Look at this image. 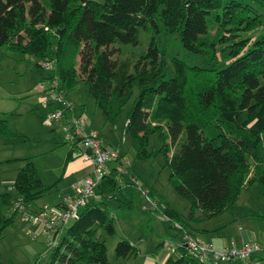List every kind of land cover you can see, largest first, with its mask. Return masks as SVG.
Wrapping results in <instances>:
<instances>
[{
    "label": "trees",
    "instance_id": "1",
    "mask_svg": "<svg viewBox=\"0 0 264 264\" xmlns=\"http://www.w3.org/2000/svg\"><path fill=\"white\" fill-rule=\"evenodd\" d=\"M211 18L232 57L226 68L188 67L175 59L176 75L165 80L156 41L134 63L116 59L120 47L138 45L142 30L152 29L176 34L185 50L215 60L216 42L207 37ZM261 24V15L246 0H0V47L30 56L39 69L46 71L45 64H50L52 75L42 84L57 82L69 102L68 89L80 79L107 120L115 123L138 88L127 117L132 147L139 159H147L149 136H159V153L171 168L176 192L191 203L190 216L197 221L195 210L202 211V218L222 214L254 186L264 200V34L252 35ZM73 56L79 57L77 68L70 64ZM52 90L53 85L48 95ZM72 105L64 112L68 123ZM45 108L48 113L63 106L50 102ZM183 135L187 141L179 146ZM13 136L0 114V137ZM71 147L68 159L75 150ZM122 159L120 155L115 163ZM12 188L15 195L0 194V240L18 213L12 210L18 200L31 206L51 190L31 161L19 170ZM120 189L116 172L103 178L95 190L100 199L82 209L60 244L49 245L50 264H110L100 232H116L106 199H115ZM143 190L157 210L195 236L169 203ZM118 203L119 208L133 207L132 202ZM3 205L13 218L6 217ZM177 251L183 257L173 256L167 264H198L186 257L184 246ZM136 252L126 240L116 247L119 259L128 260ZM252 259L263 263L264 254Z\"/></svg>",
    "mask_w": 264,
    "mask_h": 264
},
{
    "label": "rangeland",
    "instance_id": "2",
    "mask_svg": "<svg viewBox=\"0 0 264 264\" xmlns=\"http://www.w3.org/2000/svg\"><path fill=\"white\" fill-rule=\"evenodd\" d=\"M246 2L262 17L261 26L252 34L259 38L264 34V0ZM211 20L212 18L209 21L207 37L216 42L215 60L210 55L185 50L176 34H158L152 29L142 30L138 45L120 47L116 59L134 63L156 41L161 50L159 61L165 62V80L176 75L173 64L175 59L184 62L188 67L226 68L232 57L224 50L225 45L219 41L220 35L217 34L218 28ZM208 51H214V48L209 47ZM78 63L79 57L73 56L71 66L77 68ZM51 75L52 72L39 69L30 56L0 47V114L8 121L9 129L14 135L11 138L0 137V194L15 195L13 179L27 161H31L45 186L51 187L34 205H29L32 213H52L60 203L71 204L73 187L87 178L94 169L81 155L79 148L74 150L72 159H68L72 144L66 142L63 133L67 119L54 121L49 125L45 123L47 110L43 102L48 98L46 90L52 87L53 82L47 80L42 84V81ZM137 96L136 87L132 99L113 123L107 120L104 111L88 95L84 81L77 79L73 87L68 89V99L74 104L73 116L83 118L82 126L90 134H97L107 147L118 150L123 156L124 173L119 179L120 192L115 199H106V209L114 221L116 232L114 235L100 232L107 246L109 263L147 264L146 254L154 252L160 244L174 245L181 241L180 231L173 227L174 223L161 221L160 217H164V214L156 209L154 203L148 201L142 193L143 189H149L155 196L169 203L178 212L187 230L198 238L204 241L214 239L215 249L223 240L230 243L232 240L241 239V228L254 233L257 238L254 243L264 246V200L259 194L258 186H254L250 192L243 191L235 207L222 214L202 218V211L195 210L194 214L200 217L197 221L190 216L191 203L176 192L171 168L163 153H159L162 141L158 135L148 138L147 148L151 156L147 159L138 158L137 150L132 147L133 137L127 130V117ZM186 141V135H183L179 146ZM197 141L201 143V134L197 136ZM179 146L174 147L173 152ZM135 178L138 180L137 184ZM120 181L125 184L121 185ZM118 200L132 202L133 207L119 208ZM2 209L6 217L13 218L12 210L4 205ZM13 220L0 240V264H36L39 260L40 264H50L49 245L60 244L73 222L71 220L63 224L56 238V229L45 234L41 226L37 227L24 220L20 212ZM123 240L137 248L136 254L128 260L119 259L116 254V247Z\"/></svg>",
    "mask_w": 264,
    "mask_h": 264
},
{
    "label": "built area",
    "instance_id": "3",
    "mask_svg": "<svg viewBox=\"0 0 264 264\" xmlns=\"http://www.w3.org/2000/svg\"><path fill=\"white\" fill-rule=\"evenodd\" d=\"M45 68L50 70L51 65L46 63ZM53 87L54 90L50 92L48 98L43 102L44 107L50 102H54L60 104L63 108L47 113L45 123L48 125L54 121L62 120L65 110L71 109L73 106L72 103L66 99L64 91L61 90L57 82L53 84ZM83 124V118L73 116L71 121L64 125L63 129L66 142L75 146V150L79 148L81 150V155H83L85 160L94 168V172L90 176L73 187V197L71 198L73 202L71 204L64 202L65 204L62 208H56L52 213L48 211L32 213L29 205H25L20 200L12 207L13 211L23 214L24 220L31 222L37 227L41 226L45 234L55 229L57 231L60 230L63 228V224L71 220L75 221L81 210L85 208L92 199H100V197L96 195L95 190L105 176L112 174L109 165L115 163L120 158L118 150L105 147L101 138L97 134L88 133L82 126ZM142 193L147 197L149 202L155 204L157 209L156 202L151 200L148 191L142 190ZM160 219L162 222L166 220L171 222L166 215L160 217ZM174 226L177 230H181L182 232L181 243L178 245L165 244V246L171 250L172 255L176 258L183 257V255L178 254L177 251L180 246L186 248V257L188 256L194 259L198 264H257L253 261V256L264 254V246L262 245L257 243H243L242 245H238L234 240L222 251H217L212 245L204 243L188 233V231L182 230L179 224L174 223ZM259 264H264V262Z\"/></svg>",
    "mask_w": 264,
    "mask_h": 264
},
{
    "label": "crops",
    "instance_id": "4",
    "mask_svg": "<svg viewBox=\"0 0 264 264\" xmlns=\"http://www.w3.org/2000/svg\"><path fill=\"white\" fill-rule=\"evenodd\" d=\"M84 129H85V127H84ZM85 130L87 131V129H85ZM88 133H90V132H88ZM104 146L107 147L105 144H104ZM122 162H123V159L118 163H112L109 165V169L111 170V172L112 173L116 172L118 174L119 179L124 173ZM93 172H94V169H92L90 175ZM14 181H15V179H13V182H12L13 184H14ZM134 181L136 183L138 180L135 178ZM120 182H121V185L125 184L124 181H120ZM240 230H242L240 232L241 233V235H240L241 239L238 238L239 240L235 241L238 245H242L243 243H254L257 241L256 235L254 233H252L248 230H243V228H241ZM60 231H61V229L58 230V232H60ZM195 237L204 243H207V244L211 243L213 246V243H214L213 240L214 239H209L208 241H204L201 238H198L196 235H195ZM180 242L176 243V245L180 244ZM216 242H218V241H216ZM169 244H171V243H169ZM228 244H229V242H226L223 240L219 244H217L216 249H215V247H214V249L217 251H222ZM164 246H165L164 243L160 244V246L154 252L146 254V256H147L146 263L147 264H167V262L170 260L171 257H173V255L171 253V250H169L168 247H166V246L164 247Z\"/></svg>",
    "mask_w": 264,
    "mask_h": 264
}]
</instances>
